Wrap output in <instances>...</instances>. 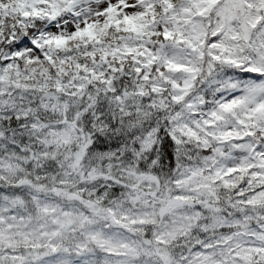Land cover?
<instances>
[{"label":"snow or ice","instance_id":"6c2138e0","mask_svg":"<svg viewBox=\"0 0 264 264\" xmlns=\"http://www.w3.org/2000/svg\"><path fill=\"white\" fill-rule=\"evenodd\" d=\"M0 264H264V0H0Z\"/></svg>","mask_w":264,"mask_h":264}]
</instances>
